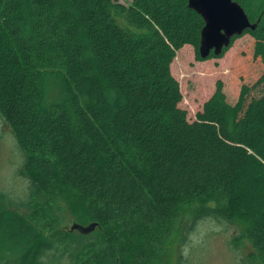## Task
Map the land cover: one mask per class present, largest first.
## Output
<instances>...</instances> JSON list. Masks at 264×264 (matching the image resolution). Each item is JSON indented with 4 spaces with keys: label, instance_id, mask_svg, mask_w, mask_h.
Segmentation results:
<instances>
[{
    "label": "trees",
    "instance_id": "16d2710c",
    "mask_svg": "<svg viewBox=\"0 0 264 264\" xmlns=\"http://www.w3.org/2000/svg\"><path fill=\"white\" fill-rule=\"evenodd\" d=\"M187 4L0 0V117L28 178L25 201L1 195L0 264H45L48 254L53 263L156 264L172 231L202 218L242 222L249 261L264 264V91L247 99L264 71L233 104L218 82L189 121L170 69L186 44L199 57L204 23ZM259 7L256 27L240 35L264 65ZM48 77L61 82L54 103ZM67 191L82 199L85 217L74 223L93 230L61 225L53 209Z\"/></svg>",
    "mask_w": 264,
    "mask_h": 264
},
{
    "label": "rangeland",
    "instance_id": "374dc122",
    "mask_svg": "<svg viewBox=\"0 0 264 264\" xmlns=\"http://www.w3.org/2000/svg\"><path fill=\"white\" fill-rule=\"evenodd\" d=\"M128 5L132 0H117ZM243 5L251 15V20L258 22L257 15L264 8V0H245ZM264 15V12H263ZM120 23L123 19L117 16ZM256 19V20H255ZM254 39L248 34L234 38L231 45L219 56L200 59L191 45H184L173 59L170 69L178 80L182 93L179 106L186 110L189 121L195 118L203 104L211 97L220 82L222 92L228 103H235L241 85L251 86L264 71L260 58L253 56ZM45 100L54 103L61 98V82L56 77L44 81ZM264 91V83L253 89L247 99L255 98ZM249 101V100H248ZM28 178L24 169V151L18 144L9 126L0 117V204L1 195L16 202L28 198ZM53 211L59 222L69 228L74 222H82L84 212L82 199L67 191L55 198ZM192 206L186 205L183 218L190 217ZM19 212L26 213L25 207ZM36 226V225H35ZM38 226V224H37ZM244 224L216 221L213 218H202L187 232L174 229L158 255L156 264H253L248 253L253 251L247 241L240 243ZM239 242V244H236ZM45 264H70L67 255L61 256L53 263V256L43 257Z\"/></svg>",
    "mask_w": 264,
    "mask_h": 264
},
{
    "label": "water",
    "instance_id": "95a60500",
    "mask_svg": "<svg viewBox=\"0 0 264 264\" xmlns=\"http://www.w3.org/2000/svg\"><path fill=\"white\" fill-rule=\"evenodd\" d=\"M187 6L203 19L198 45V54L202 59L208 57L210 52L221 54L233 36L240 35L245 29H254L257 25L249 20L244 8L235 0H188ZM95 226V223L85 227L74 223L71 228L87 233Z\"/></svg>",
    "mask_w": 264,
    "mask_h": 264
},
{
    "label": "flooded vegetation",
    "instance_id": "af4514ba",
    "mask_svg": "<svg viewBox=\"0 0 264 264\" xmlns=\"http://www.w3.org/2000/svg\"><path fill=\"white\" fill-rule=\"evenodd\" d=\"M236 1V0H235ZM248 16V15H247ZM249 18V17H248ZM250 20V19H249ZM252 23H254L255 21H252V20H250ZM258 21V20H257ZM224 48V47H223ZM223 50V49H222ZM210 54H213V52H210ZM209 54V55H210Z\"/></svg>",
    "mask_w": 264,
    "mask_h": 264
}]
</instances>
